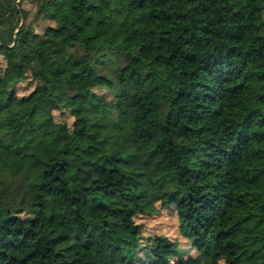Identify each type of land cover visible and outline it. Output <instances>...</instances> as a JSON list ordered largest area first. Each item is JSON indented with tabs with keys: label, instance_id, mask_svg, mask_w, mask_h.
I'll list each match as a JSON object with an SVG mask.
<instances>
[{
	"label": "trees",
	"instance_id": "1",
	"mask_svg": "<svg viewBox=\"0 0 264 264\" xmlns=\"http://www.w3.org/2000/svg\"><path fill=\"white\" fill-rule=\"evenodd\" d=\"M17 1L0 0V264H264V0H42V34ZM170 207L197 256L141 242L135 219Z\"/></svg>",
	"mask_w": 264,
	"mask_h": 264
},
{
	"label": "rangeland",
	"instance_id": "2",
	"mask_svg": "<svg viewBox=\"0 0 264 264\" xmlns=\"http://www.w3.org/2000/svg\"><path fill=\"white\" fill-rule=\"evenodd\" d=\"M41 1L42 0L17 1L19 7L26 14L25 24L39 34H42L46 28L54 26L53 22L43 18L42 14L39 12ZM32 87L33 83L28 81L18 84L16 86L18 96L27 95L32 90ZM95 91L98 94L104 95L107 99L110 98L105 90L96 89ZM53 116L56 122L66 123L69 126L73 120L70 114L65 111L53 112ZM116 128L119 130L131 131L136 146L141 150L152 148L163 166L170 167L173 164L174 154L172 146L170 142L165 140L159 133L152 132L148 135H143L140 130L131 123H120ZM1 180L3 183H7L5 176H3ZM189 184L196 189L213 195L223 205H226L230 186L220 182L219 179L195 177L189 179ZM41 223L47 225L44 218L41 220ZM135 223L141 227L140 237L142 243H147L150 238L162 235L167 237L170 241H175L178 244L183 258L197 256V252L190 247L188 241L179 233L177 218L173 207H170L169 209H159L157 214L151 216L137 217Z\"/></svg>",
	"mask_w": 264,
	"mask_h": 264
}]
</instances>
